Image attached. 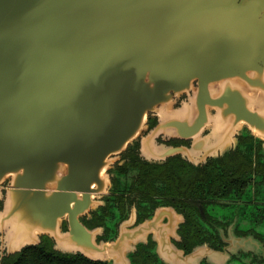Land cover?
I'll use <instances>...</instances> for the list:
<instances>
[{
    "label": "water",
    "instance_id": "1",
    "mask_svg": "<svg viewBox=\"0 0 264 264\" xmlns=\"http://www.w3.org/2000/svg\"><path fill=\"white\" fill-rule=\"evenodd\" d=\"M262 9L264 0H0V182L100 195L113 155L173 93L216 94L236 65L223 68L224 52L263 56L249 27H236Z\"/></svg>",
    "mask_w": 264,
    "mask_h": 264
},
{
    "label": "flooded vegetation",
    "instance_id": "2",
    "mask_svg": "<svg viewBox=\"0 0 264 264\" xmlns=\"http://www.w3.org/2000/svg\"><path fill=\"white\" fill-rule=\"evenodd\" d=\"M236 27L264 52V9ZM235 54L216 94L173 93L149 114L100 195L1 181L0 264L31 247L101 264H264V54Z\"/></svg>",
    "mask_w": 264,
    "mask_h": 264
},
{
    "label": "trees",
    "instance_id": "3",
    "mask_svg": "<svg viewBox=\"0 0 264 264\" xmlns=\"http://www.w3.org/2000/svg\"><path fill=\"white\" fill-rule=\"evenodd\" d=\"M7 264H101L83 255H62L42 247L27 248Z\"/></svg>",
    "mask_w": 264,
    "mask_h": 264
}]
</instances>
